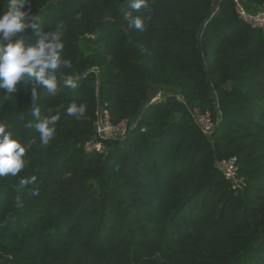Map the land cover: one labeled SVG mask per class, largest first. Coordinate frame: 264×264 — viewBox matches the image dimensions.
I'll return each mask as SVG.
<instances>
[{
    "label": "trees",
    "instance_id": "16d2710c",
    "mask_svg": "<svg viewBox=\"0 0 264 264\" xmlns=\"http://www.w3.org/2000/svg\"><path fill=\"white\" fill-rule=\"evenodd\" d=\"M135 2L26 4L36 27L10 41L60 45L56 88L27 73L0 88V126L26 148L0 175V264H264V30L235 0ZM100 108L131 131L86 152ZM194 111L213 115L210 136ZM53 116L44 143L36 125ZM230 158L243 190L216 167Z\"/></svg>",
    "mask_w": 264,
    "mask_h": 264
},
{
    "label": "clouds",
    "instance_id": "9594fccd",
    "mask_svg": "<svg viewBox=\"0 0 264 264\" xmlns=\"http://www.w3.org/2000/svg\"><path fill=\"white\" fill-rule=\"evenodd\" d=\"M28 3L29 0H7L6 10H0V33H2L0 36V88L13 90L17 81L22 79V74L27 73L29 76H34L37 83L55 89L54 78H46L45 70H55L58 67L55 50L60 45L45 43L47 37L41 39L38 47L27 49L20 42L10 41L11 37L23 32L27 27H36L35 24L30 23L32 17L25 7ZM131 7L139 10L141 7H147V4L145 0H136ZM134 24L137 28H143L140 18H136ZM46 49H51V51L46 52ZM66 83L72 84V81L69 80ZM85 110L83 104L72 103L67 108V113L68 115L80 116L84 114ZM35 114L39 115L38 110ZM57 119L58 117L53 116L51 120L45 119L36 125L42 134L44 143H47L54 133V128H50L49 123ZM25 150V146L12 139L11 134L6 132L3 126H0V175L8 173L16 175L20 172L24 167L22 156ZM33 179L35 178L33 177ZM27 182L24 179L20 181L21 185Z\"/></svg>",
    "mask_w": 264,
    "mask_h": 264
},
{
    "label": "built area",
    "instance_id": "2783aa9c",
    "mask_svg": "<svg viewBox=\"0 0 264 264\" xmlns=\"http://www.w3.org/2000/svg\"><path fill=\"white\" fill-rule=\"evenodd\" d=\"M236 9L239 18L249 26L264 30V6L257 11L249 10L240 0H235ZM2 36V33H0ZM164 97L161 93L156 94L151 100L150 104H156L163 100ZM178 100H184L178 96ZM193 117L202 132L210 136L215 127L216 121L210 112L194 111ZM130 127L128 121H122L114 124L108 110L100 108L99 119L96 123V136L95 139L85 146L86 152L104 153L106 146L99 141V139H114L123 140L127 137ZM216 167L222 173L224 178L232 184L234 190H243L246 186L244 178L240 176V168L236 158L220 159L216 162Z\"/></svg>",
    "mask_w": 264,
    "mask_h": 264
},
{
    "label": "crops",
    "instance_id": "0c3cea01",
    "mask_svg": "<svg viewBox=\"0 0 264 264\" xmlns=\"http://www.w3.org/2000/svg\"><path fill=\"white\" fill-rule=\"evenodd\" d=\"M247 8H249V9H251V10H253V9H256V7H254V6H252L251 4H250V2H249V0H240ZM259 9V8H258ZM261 9V8H260ZM25 31V30H24ZM23 31V32H24ZM23 32H21V33H23ZM20 34V33H19ZM17 36H18V34H16V35H14L13 36V38H14V40H15V38H17ZM15 43V42H14Z\"/></svg>",
    "mask_w": 264,
    "mask_h": 264
},
{
    "label": "water",
    "instance_id": "95a60500",
    "mask_svg": "<svg viewBox=\"0 0 264 264\" xmlns=\"http://www.w3.org/2000/svg\"><path fill=\"white\" fill-rule=\"evenodd\" d=\"M158 93H160V92H158ZM131 131V130H130Z\"/></svg>",
    "mask_w": 264,
    "mask_h": 264
}]
</instances>
